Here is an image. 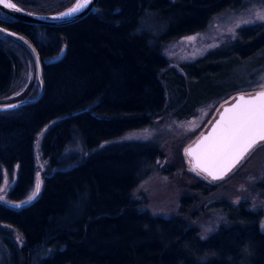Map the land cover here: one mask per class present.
I'll return each instance as SVG.
<instances>
[{
  "label": "trees",
  "instance_id": "trees-1",
  "mask_svg": "<svg viewBox=\"0 0 264 264\" xmlns=\"http://www.w3.org/2000/svg\"><path fill=\"white\" fill-rule=\"evenodd\" d=\"M12 1L30 12L55 14L74 0ZM241 2L98 0L91 13L55 27L21 23L0 11V103L34 97L39 89L37 81L21 92L13 88L22 68L16 53L29 48L21 38L41 61L43 83L38 101L0 112V183L2 169L8 175L15 170L7 202L0 203V225L22 239L18 246L0 226V264H264L260 211L246 202H214L208 209L227 222L200 238L181 215L216 184L191 176L193 194L181 199L179 213L152 216L139 211L131 192L155 169L162 156L158 145L128 141L94 151L151 125L165 104L162 77L171 94L168 108L185 118L198 105L234 92L233 83L224 86L234 80L233 67L264 66V22L239 28L231 44L183 64L184 75L168 68L161 54L163 44L203 30L214 15ZM50 122L39 143L47 162L40 192L27 206L11 208L8 202L29 197L33 143ZM76 144L89 153H69ZM256 188L264 197V177Z\"/></svg>",
  "mask_w": 264,
  "mask_h": 264
},
{
  "label": "rangeland",
  "instance_id": "rangeland-1",
  "mask_svg": "<svg viewBox=\"0 0 264 264\" xmlns=\"http://www.w3.org/2000/svg\"><path fill=\"white\" fill-rule=\"evenodd\" d=\"M76 3L77 0H74L63 12L72 8ZM258 12L264 13V0H242L238 8L214 15L203 30L163 44L161 54L167 60V67L184 75L183 64L191 63L209 52L231 44L235 40L236 31L239 28L264 22L256 20ZM244 21L252 22L244 23ZM189 37L194 39L188 40ZM16 56L22 63V68L18 71V78L15 80L16 84H13V88L15 86L16 92H21L37 81L36 63L30 48H24V51L17 52ZM163 72L165 71H162L161 74ZM231 74V78L235 76L234 80H227V84L224 86H228L229 82L233 83L236 88L233 93L198 105L192 114L185 118L174 117L175 109L168 108L171 103V94L162 77L165 104L161 114L153 119L151 125L128 131L115 139L100 143L94 149L95 151L105 146L128 141H151L158 145L162 156L157 160L155 169L131 192V199L137 204L139 211H146L152 216L168 218L179 213L181 199L193 194L190 186L194 180L191 176L216 184L212 192L206 195L197 194L195 202L187 210V213L181 215L188 225L197 228L200 238L208 237L218 226L226 224L227 220L223 214L208 209L210 204L221 201H227L232 205L246 202L249 209L260 211L259 229L264 232V228H262L264 225V197L256 188V185L264 177V142L257 145L229 175L217 182H211L201 174L192 171L193 166L185 153L186 147L205 130L219 108L233 98L236 93L252 94L264 88L263 64H241L236 68L233 67ZM14 96L16 94L10 97ZM13 101L16 100L11 102ZM52 123L45 125L36 134L33 143L35 175L29 196L35 190L37 176L39 175L40 183H42L43 176L47 171V162L41 158L39 143L43 133ZM67 151L77 153L79 157H84L89 153L81 151L77 144L69 147ZM178 153H181L182 160L177 158ZM14 181L15 170L11 175H8L2 169L0 189L3 191H0V196H3L4 199L0 203L7 202L6 194ZM190 213L194 214L190 216ZM0 226L10 231L18 246L22 245L21 236L16 230L8 225L1 224Z\"/></svg>",
  "mask_w": 264,
  "mask_h": 264
},
{
  "label": "snow or ice",
  "instance_id": "snow-or-ice-1",
  "mask_svg": "<svg viewBox=\"0 0 264 264\" xmlns=\"http://www.w3.org/2000/svg\"><path fill=\"white\" fill-rule=\"evenodd\" d=\"M0 3H3L6 8L17 12L21 11L15 3L7 2V0H0ZM89 3L90 0H77L72 8L60 13V16H72L87 7ZM256 20L264 21V13H256ZM251 22L244 21V23ZM187 39L192 40L194 38L189 37ZM8 107L14 108L16 105H9ZM261 142H264V90L247 98L243 95L236 97V103L231 107L224 108L223 112L220 113L219 120L212 126L208 135L202 136L195 148L190 147L185 152L194 161L192 171L197 172V174L204 173L212 180H216L223 179ZM40 189L41 183L38 175L35 190L28 197V201L35 199ZM3 199L4 197L0 196V201ZM16 207H20V205L17 204Z\"/></svg>",
  "mask_w": 264,
  "mask_h": 264
},
{
  "label": "water",
  "instance_id": "water-1",
  "mask_svg": "<svg viewBox=\"0 0 264 264\" xmlns=\"http://www.w3.org/2000/svg\"><path fill=\"white\" fill-rule=\"evenodd\" d=\"M97 1L98 0H90V3L88 4L87 7H85L84 9H82L78 13H74L72 16H69V17H61L60 16V13H55V14H39V13H34V12L27 11L25 9H22L17 4H16V6L21 9V11H19V12L4 7L3 3H0V11L3 14H5V15L10 16L13 20L19 21L21 23H25V24H29V25H35V26H50V27H55V26H63V25H67V24L73 23V22L81 19L82 17L86 16L87 14L91 13L94 10V8L96 7ZM7 2L14 3L12 0H7ZM61 13H63V12H61ZM56 17H59V18H56ZM5 32L8 33V34L11 33L10 35H12V36H17L15 33H12L10 31H5ZM21 39L29 46V48L31 49V51L33 53V56L35 58V63H36V76H37V81H38L39 89H38L37 94L34 97L22 98V99L13 101V102H8V103H0V112H7V111L16 110V109H18V108H20L22 106L35 103L36 101L39 100V98L41 97L42 92H43V83H42V76H41V61H40L38 55L36 54L35 49L32 47V45L30 43H28V41H26L25 39H23V38H21ZM261 90H264V88L261 89ZM261 90H259V91H261ZM257 92L258 91L254 92L252 94L236 93L233 98H231L228 102H226L225 104H223L219 108V110L215 114L214 118L209 122V124L207 125V127L205 128V130L188 147H186V149H188L190 147L195 148V145L199 141V139L202 136L208 135V133L212 129V126L219 120L220 113L223 112L224 108L231 107L233 104L236 103V97H238L240 95H243V96H245L247 98L249 96L255 95ZM9 105H16V107L11 108V107H8ZM261 143H263V142H261ZM259 144L260 143H258L257 145H259ZM246 156L244 157V159L246 158ZM187 157L189 158L190 161H192V157H190L188 155H187ZM243 160H241L230 172H228L227 175H229ZM193 163H194V161H192V163H191L192 166H193ZM200 174L204 178H206L207 180H209L211 182H217V181H220L221 180V179L212 180L210 177H207L206 174H204V173H200ZM227 175H225L224 177H226ZM33 200L28 201V198H26V199H24V200H22L20 202H8L7 205L9 207H11V208L18 209V208L27 206ZM17 204H19L20 207H16Z\"/></svg>",
  "mask_w": 264,
  "mask_h": 264
}]
</instances>
